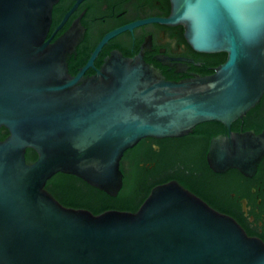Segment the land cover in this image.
Returning <instances> with one entry per match:
<instances>
[{
	"label": "water",
	"instance_id": "1",
	"mask_svg": "<svg viewBox=\"0 0 264 264\" xmlns=\"http://www.w3.org/2000/svg\"><path fill=\"white\" fill-rule=\"evenodd\" d=\"M55 2L0 0V264H264L260 238L175 180L134 212L94 214L45 189L62 172L115 196L126 149L211 120L228 131L210 138L208 166L253 175L264 128L230 124L264 93V0H170L164 21L181 24L194 50L226 53L211 74L178 80L117 51L92 75H71L66 34L46 39Z\"/></svg>",
	"mask_w": 264,
	"mask_h": 264
},
{
	"label": "flooded vegetation",
	"instance_id": "2",
	"mask_svg": "<svg viewBox=\"0 0 264 264\" xmlns=\"http://www.w3.org/2000/svg\"><path fill=\"white\" fill-rule=\"evenodd\" d=\"M170 11V0H56L46 39L52 42L61 34H66V48L69 49L66 62L71 75H76L80 70H83L84 76L92 75L104 59L115 51L126 57L140 55L168 79L211 74L218 64L209 63L211 57L192 48L184 37L181 24L164 21ZM109 34L110 37L92 57L99 42ZM263 122L264 93L242 118L230 124V129L250 130L253 128H247L249 123L261 125ZM227 131L222 123H211L203 125L200 131L193 127L192 131L174 137L176 139L173 141L165 137L158 141L154 137L142 138L143 141L140 139L126 149L120 159L122 185L124 181L132 179L138 166L142 169L146 186L154 187L171 180L179 183L171 176L175 172L188 170L189 163L178 159L179 154L175 152L181 148L188 149L191 145L198 149L203 145V139L208 137L204 152L206 156L210 138ZM170 157L174 165L166 161ZM226 186H231L233 190L229 192L232 215L225 214L233 217L248 235L264 242V156L253 175L216 176L207 181L205 190L208 194L222 196L226 194Z\"/></svg>",
	"mask_w": 264,
	"mask_h": 264
},
{
	"label": "trees",
	"instance_id": "3",
	"mask_svg": "<svg viewBox=\"0 0 264 264\" xmlns=\"http://www.w3.org/2000/svg\"><path fill=\"white\" fill-rule=\"evenodd\" d=\"M210 58L212 64H219L226 58L225 52L205 53ZM167 78V77H166ZM217 123L218 121H205L196 124L194 126L198 131L203 125ZM253 128L256 132H259L264 127V122L249 123L247 128ZM202 132V130H201ZM8 131L1 126L0 127V140L5 138ZM170 140H174V137H165ZM145 139V138H143ZM143 139L141 141H143ZM156 141L159 138H154ZM203 145L196 149L194 145H191L188 149L181 148L175 152L178 155V159H183L188 162L186 171L182 173L175 172L171 177L176 178L180 184L190 189L192 192L203 198L210 206L214 207L220 212L231 214L230 208L232 207V201L229 197V192L233 190L231 186H226L224 195L216 196L215 193L208 194L205 190V186L209 179H214L216 176H240L241 174L235 168L226 170L223 174L221 172H214L207 164L205 160V145L207 144L208 137L203 139ZM140 141V142H141ZM171 155V154H170ZM37 158L36 152L32 148H27L25 151V159L28 163L34 161ZM200 160L201 162L197 161ZM169 165H174L171 157L166 160ZM178 161V160H177ZM197 161V162H196ZM182 163V162H180ZM198 163V164H196ZM204 181L205 179H207ZM152 187L146 186L144 183V176L142 169L138 166L131 180L124 181L122 188L115 196H110L104 191L99 190L89 184H87L81 178L72 175L57 172L52 175L45 183V189L50 192L53 197L58 200L62 205L73 208H84L90 210L94 214L101 213L108 209H117L134 212L138 209L143 200L147 197ZM217 193V191H215ZM139 194V196H137Z\"/></svg>",
	"mask_w": 264,
	"mask_h": 264
}]
</instances>
